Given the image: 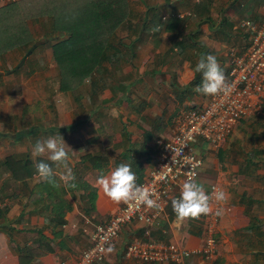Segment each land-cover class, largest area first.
<instances>
[{"label":"crops","instance_id":"0c3cea01","mask_svg":"<svg viewBox=\"0 0 264 264\" xmlns=\"http://www.w3.org/2000/svg\"><path fill=\"white\" fill-rule=\"evenodd\" d=\"M127 4L129 14H139L142 19L140 23L131 22V19L127 22L126 29L130 33L127 37H133L130 41L138 37L134 32H155L152 41L154 45L151 46L160 45L165 49L169 42L166 45L164 43L165 46L162 43L166 42L170 35L174 38L178 30L183 31L188 26L192 34L185 41L187 44H184V48L181 44L182 40L176 37L179 42L174 48L180 49L176 54L177 60L165 58L164 49L161 51L160 47L158 52L154 53L155 47H152L150 51L157 60L149 70L147 65L145 71L148 70V74H164L165 76L158 85L155 82L150 84L157 93L156 96H163L161 102L152 104L149 96L147 105L142 102L132 104L133 98L130 99L128 95H125L128 94L129 83L125 87V94L121 89L123 86L109 87L112 92L115 90L120 92L117 93L116 99L120 97L121 104L124 103L130 110L126 112L125 119L119 120L114 128L116 135L111 143L117 141L114 144L115 147L124 145L122 153L115 158L112 159L108 153H105L106 148L102 147L104 144L102 136L100 139L96 138L98 134H95L94 141H91L88 138L92 135L85 136V133L81 132L80 140L84 143L78 146L72 145L73 142L70 141L74 140V137L69 134L80 128L82 125L79 124L80 122L65 124L57 120L53 127L52 121L46 125L47 120L43 121L38 113H33L35 110L33 102L31 98L27 100L25 95L31 93L28 89L33 82L35 86V78L30 76L24 82L16 83L17 79L22 78L18 76L15 79L10 78V80L13 79V83L6 85L5 78L8 75L17 76L19 69L14 68L9 74L0 72V123L7 130L0 132V264H71L76 261L88 245V226L84 222L88 221L90 225L104 222L121 206V203L112 201L103 192L97 184L98 178L101 175H110L120 163H128L136 176L143 179L158 158V141L170 136L179 114L185 110H201L208 102L209 95L194 91L195 86L202 81V74L197 73L196 82L194 79V83L191 84L193 81L191 72L199 57L209 53L215 55L227 79L229 66L227 52L231 49L240 52L246 47L249 38L247 30L237 29V23L243 20L258 23L262 18V0H127ZM192 18L194 21L186 25L185 22ZM168 24H173V27ZM133 61H135L134 57L131 63ZM122 74H130V72L123 71ZM46 78L43 74L42 79ZM132 84L133 82L131 87ZM262 104L260 112L252 113L234 125L220 148L212 149L203 141H198L194 146V153L202 158V167L195 182L202 185L205 192L210 184H218L226 193V199L222 201L218 215L215 238L217 237L219 245L214 258L203 261L198 254H194L178 264H230L229 262L241 264L238 259L253 252L252 248L244 244L238 231L248 224L249 218L245 208L262 201L250 197L245 183L249 182L253 189H262L264 168L259 171L250 159L264 155V147L243 153L242 165L235 161L229 164L227 152L229 148L241 151V138L245 135L244 127L249 126L250 117L264 114ZM143 107L145 109L141 110ZM255 122L253 126H256L257 132H252V135L264 141V120ZM128 127L136 129L134 136L129 133ZM56 132L62 136L69 147L67 150L70 166L73 167V171L74 168L78 171L74 173L76 187H65L59 179L64 169L55 165L54 173L60 185L58 189L63 192L58 197L62 207L59 210L60 213H53V206L58 199L49 188L44 189L41 186L44 181L39 180L36 172L23 183L11 180L9 172L1 165L6 157L20 160L26 156L31 162L35 157L47 160V154L34 156L33 148L37 141L42 142ZM247 134L245 135L247 137L251 135L250 132ZM87 143L99 144L102 150L91 153ZM141 146L144 147L141 148ZM86 154L101 157L105 163L103 165L101 163L99 168H90L85 162L80 164V157ZM203 158H208L209 162L205 163ZM31 167L34 171V164ZM252 167L256 168L254 172L250 170ZM239 183L243 184V187L239 188L237 186ZM43 184L48 187L47 183ZM47 192L52 193L51 197H47ZM88 194L89 197L85 198ZM248 199L252 203L247 204ZM59 220L63 224L55 226L53 223ZM235 237L241 240L236 241ZM147 239L172 243L185 250L196 251L202 242V224L188 219L178 221L169 202L164 217L160 219L157 226L150 229L147 235L137 224L132 223L121 227L117 238L98 264H143L125 259L123 250L134 240Z\"/></svg>","mask_w":264,"mask_h":264},{"label":"built area","instance_id":"2783aa9c","mask_svg":"<svg viewBox=\"0 0 264 264\" xmlns=\"http://www.w3.org/2000/svg\"><path fill=\"white\" fill-rule=\"evenodd\" d=\"M18 1L22 0H0V7ZM261 10L260 22L243 20L237 23V29L247 30L249 38L240 52L232 49L227 52V81L232 86L230 95L209 96L201 110L181 112L170 136L158 141V158L137 184L149 189L151 198L159 207L148 208L135 202L121 203L119 209L104 222L90 225L85 221L88 245L71 264L100 263L123 226L137 224L147 235L164 217L169 202L179 198V191L185 182L193 178V173L194 180H197L202 158L194 153L193 148L198 140L212 149H218L238 121L260 112L264 100V0ZM181 147L182 153L177 154ZM220 190L218 184H210L206 193L210 197L212 211L198 218H188L202 224V242L198 250L189 251L172 243L149 239L134 240L125 246L123 257L143 264H178L194 254H198L203 261L212 260L217 249L215 233L222 204L215 199V192Z\"/></svg>","mask_w":264,"mask_h":264},{"label":"rangeland","instance_id":"374dc122","mask_svg":"<svg viewBox=\"0 0 264 264\" xmlns=\"http://www.w3.org/2000/svg\"><path fill=\"white\" fill-rule=\"evenodd\" d=\"M29 0H26L24 2L18 3L16 5H20L22 3H25ZM9 8H6V10ZM1 11L3 9H0ZM130 11V10H129ZM130 13V12H129ZM139 14H128V20L131 19V22L140 23L142 19H140ZM193 18L191 20L186 21V25L193 22ZM46 18L38 17L34 19H26V31L30 38V41L27 43L25 47H17L15 49L9 50L2 58L0 57V72L2 74H9L14 68L19 69L17 76H10L8 75L5 78L6 85H11L13 83V79L10 80V78H14L21 76L22 78L17 79L16 83L24 82L28 77L35 78V86H33L34 82L29 86L28 89L31 93L26 94L25 98L28 100L31 98V101L33 102L34 109L33 113H38L39 117L44 121H46V125H48L49 122L52 123L53 127L56 125L57 120L63 121L65 124L67 123H74L76 121L80 122L79 124H82L80 128H78L76 131L69 134V136H73L74 140H71L70 142H73L72 145H82L84 142L80 140L82 137L81 132L85 133V136L92 135V137L88 138L91 141L93 140V137L95 138V134H98V137L101 138L103 143L102 147L106 148L105 153L109 154V157L112 159L118 156V154L122 153L124 149V145L120 144V147H115L114 144L116 142L111 143L114 140L115 137V131L114 128L117 126V122L121 119L124 120L126 116V112H130L129 109L125 107V104H121V98L116 99L117 92L110 91L109 87L117 86H123L121 87L123 93L125 94L127 83H129L128 88V94H125L126 96L131 99L133 98V103L136 104L138 102L144 103V105H147L148 97L150 96L151 103L154 104L155 102H161L160 100L163 98V96H156V92H154V89L150 87L151 83H156L157 85L160 83V80H163L165 78L164 74H148V70L152 68V64L154 61L157 60V57L152 54L151 49L152 47H155V51L158 52L159 49L162 51L164 47H160V45H154L153 38L155 36V32H134L138 35L136 40L130 41L133 37H127L129 33L128 29H126L127 22L121 25L119 28H117L115 31H113L114 39H111L112 42L118 44L120 42V45L126 46L128 49L132 50L134 53L135 61L131 63L132 65H123L120 69H110V74H101V75H93L92 79L87 80L86 82L80 86L76 91L73 93L71 92H61L59 91V85H58V71L55 63L53 62L52 53L50 44H52L55 41H58L59 38L62 35L55 34L52 35L55 40L52 42H47L43 39L44 30H46ZM5 29V28H4ZM189 30V27L185 30ZM180 31L176 33V36L174 38L172 35L169 36V38L166 39V42H163L162 44L165 45L167 42H169V45L166 46L164 49V57L165 58H171V60L175 59L177 60L178 51L179 48H174L175 44L179 41L176 40V37L180 38L182 40L183 44L182 47L184 48V44L187 38L190 37V34H192V31ZM158 31H156L157 33ZM26 34V36H27ZM178 34V36H177ZM58 35V36H57ZM150 36V38H148ZM127 37V38H126ZM148 38V39H147ZM148 41V42H147ZM187 44V43H186ZM150 45V46H149ZM164 45V46H165ZM33 46L32 54L28 56L26 52L30 49V47ZM160 47V48H159ZM159 48V49H158ZM140 52H139V51ZM152 60V62H151ZM151 62V63H150ZM147 65H149V68L147 71H145ZM106 67V66H105ZM108 67H106L107 69ZM16 69V70H17ZM129 71L130 74H122V72ZM118 72V73H117ZM152 72V71H151ZM149 72V73H151ZM144 73V74H142ZM17 74V73H14ZM43 74L46 75V79L43 78ZM91 80H95L94 85L91 84ZM132 87H131V83ZM104 85H107L106 89H102ZM28 87V85H27ZM26 87V88H27ZM33 98V99H32ZM125 101V98L122 97ZM136 102V103H135ZM150 102V101H148ZM141 105V104H140ZM140 108V107H138ZM95 109V110H94ZM145 109L144 107L141 109ZM156 111V109L154 108ZM141 112V111H140ZM147 112V109L145 113ZM129 115V113H128ZM133 116L135 114L133 113ZM263 116V117H262ZM149 118V117H146ZM264 118V114L262 115H254L250 117L249 126L246 128L244 127V134L248 135L247 133L250 132V136H243L241 138V151L234 150L233 148H229V152H227V159L229 164L232 163H238L242 165L244 162V154L248 153L250 150L257 149L264 147V141L261 138H258V136L254 137L255 135H252L257 132L256 126L254 128L253 124H255L256 120H264L261 119ZM135 120V117H134ZM246 120V119H245ZM243 120V121H245ZM24 123V122H23ZM258 124V123H257ZM243 129V127H240ZM264 128V126H263ZM127 130L129 133H131L133 136L136 133V129L134 127H128ZM99 139L97 142L99 143ZM117 139V138H116ZM227 139V138H226ZM118 140V139H117ZM159 140V139H157ZM119 141V140H118ZM201 141V140H198ZM226 141V140H225ZM89 144L90 149L89 151L91 153L99 152V149H101V145H97L96 143ZM261 144V145H260ZM71 145V144H70ZM86 145V146H87ZM224 145V144H223ZM126 147V146H125ZM144 147V146H143ZM141 146V148H143ZM140 149V148H138ZM29 160V158L27 157ZM38 158H33V162L30 160L31 166L34 164ZM41 159V158H39ZM205 163L209 162V159L203 158ZM252 160V162L256 165V168L260 171L262 168H264V155L262 156H256ZM235 161V162H234ZM33 163V164H32ZM235 165V164H234ZM239 165V166H240ZM250 169L253 172L255 169ZM93 177V176H92ZM264 181L261 183L262 189H253L251 184L249 182L245 183V187L247 189V193L250 194V197L257 199L258 201H261L257 204H251L249 207V215L256 217L261 223H264ZM239 188L243 187V184H237ZM248 215V217H249ZM247 217V218H248ZM260 232L263 233L262 238H255L251 237L249 242V248H252L250 254L247 256L243 255V257H240L238 259L239 263L241 264H264V227L262 226L260 228ZM238 233V232H237ZM237 236V235H236ZM241 238V237H240ZM239 237L236 238V241L240 239ZM217 242V247L219 245V242L217 240V237L215 238ZM235 239L232 238V240L235 242ZM241 240V239H240ZM239 240V241H240ZM236 244V243H235ZM243 259V260H242ZM231 264V262H229Z\"/></svg>","mask_w":264,"mask_h":264},{"label":"trees","instance_id":"16d2710c","mask_svg":"<svg viewBox=\"0 0 264 264\" xmlns=\"http://www.w3.org/2000/svg\"><path fill=\"white\" fill-rule=\"evenodd\" d=\"M26 0L18 1L0 7V57L9 50L17 47H25L30 41L26 31L25 20L38 17L46 18V30L43 39L53 42L52 35L60 34L59 40L50 44L53 62L58 71L59 91H76L87 80L92 79L93 75L110 74V69H120L123 65H130L134 57L132 50L126 46L111 41L114 39L113 31L127 22L128 4L127 0H29L25 3L16 5ZM6 8H9L6 10ZM173 27V24H168ZM5 28V29H4ZM27 34V36H26ZM58 36V35H57ZM33 46L26 52L28 56L32 54ZM108 67L106 69V67ZM95 80H91L94 85ZM196 82V78H195ZM194 83V80L191 84ZM104 85L102 89H106ZM264 110V101L262 104ZM187 111V110H185ZM80 126V125H77ZM43 159H36L34 171L31 162L27 157L14 160L6 157L1 165L9 172L10 179L13 181L25 182L36 172V164ZM49 163L53 171L56 166L51 161ZM104 161V162H103ZM250 161V160H249ZM80 164L87 163L90 168L103 165L105 160L101 157L86 154L80 157ZM74 168V173H77ZM76 176V175H75ZM54 179L57 181L56 177ZM141 178L137 177L139 182ZM44 183V182H43ZM41 184L44 189L49 188L54 197L58 199L53 206V213L61 210V201L58 197L62 191L47 183L48 187ZM47 192V197L51 194ZM89 194L85 196L88 198ZM244 198V195L242 196ZM252 203L248 199L247 204ZM249 215V208H245ZM248 224L239 229V235L244 244L249 246L251 237L262 238L263 233L260 228L261 223L256 217H248ZM55 226L63 224L62 221L53 223Z\"/></svg>","mask_w":264,"mask_h":264},{"label":"clouds","instance_id":"9594fccd","mask_svg":"<svg viewBox=\"0 0 264 264\" xmlns=\"http://www.w3.org/2000/svg\"><path fill=\"white\" fill-rule=\"evenodd\" d=\"M197 73L202 74V81L196 85L194 91L209 96L223 95L228 96L232 91L231 84L227 81L224 70L221 68L217 58L212 54H204L197 60L194 70L191 72V79H195ZM7 131L4 125L0 123V132ZM69 147L62 136L56 132L49 135L44 141H37L33 148L34 156H44L47 154V160L51 161L57 167H62L64 171L59 179L65 187L75 188V174L73 167L70 166ZM183 147L177 150V154L182 153ZM36 173L39 180L51 184L55 188L60 185L54 179L55 173L52 166L41 160L36 164ZM193 178H190L182 186L179 198L171 201L172 209L176 214L178 221L188 218H198L201 215L209 214L210 197L204 191L202 185L197 184ZM137 176L132 171L128 163H120L108 176L101 175L97 184L103 192L116 203L146 205L148 208H158L156 200L151 198L149 189L137 184ZM215 199L223 201L226 199V193L222 190L215 192ZM111 250V249H110Z\"/></svg>","mask_w":264,"mask_h":264}]
</instances>
